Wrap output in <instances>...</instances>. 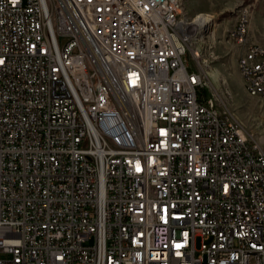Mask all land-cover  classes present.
<instances>
[{
  "label": "built area",
  "instance_id": "2783aa9c",
  "mask_svg": "<svg viewBox=\"0 0 264 264\" xmlns=\"http://www.w3.org/2000/svg\"><path fill=\"white\" fill-rule=\"evenodd\" d=\"M194 35L174 0H0V264H264V140L200 98Z\"/></svg>",
  "mask_w": 264,
  "mask_h": 264
},
{
  "label": "rangeland",
  "instance_id": "374dc122",
  "mask_svg": "<svg viewBox=\"0 0 264 264\" xmlns=\"http://www.w3.org/2000/svg\"><path fill=\"white\" fill-rule=\"evenodd\" d=\"M245 10L249 11L248 42L264 46V0H185L183 11L189 20L194 21L201 12L214 16L212 23L193 40L194 48L201 51L206 62L202 59L200 68L192 54L185 60L189 71L199 72L207 81L205 87H197L200 98L207 101L217 95L219 108L229 109L240 126L263 141L264 96L247 92L238 68L242 50L229 35L239 13Z\"/></svg>",
  "mask_w": 264,
  "mask_h": 264
},
{
  "label": "bare ground",
  "instance_id": "6f19581e",
  "mask_svg": "<svg viewBox=\"0 0 264 264\" xmlns=\"http://www.w3.org/2000/svg\"><path fill=\"white\" fill-rule=\"evenodd\" d=\"M174 2H177L178 4V14H180L183 17V21L188 22V24L192 26V29L195 30V35L192 36V44H193V40L195 39V37L197 38L201 33V31L203 32L204 27H207L212 23L214 16L213 14L211 15L209 13L206 14L204 12H201L196 16L194 21L189 20L184 16L183 10L185 5V0H174ZM247 17H248V10L241 11L239 13L236 24L232 27V29L229 32L230 37L231 35H234L235 30L237 29V24H246V28H248L249 20H247ZM233 42L238 44L241 50L243 49V52H241L242 54L238 57V68L243 78L244 86L249 94L256 96V92H254V86H253L254 78L252 75H248L245 72V67L242 64L243 60H247V51H244L243 43H245V49H252V43L248 42L247 31H240V41H233ZM197 54L200 55L198 56V63H201V60L203 59L201 51L197 50ZM202 61L206 62V59H203ZM212 75L216 76L217 74L213 72ZM203 82H206L207 85V81L204 79V77H203ZM227 93L229 94L230 92L226 91V94ZM214 98H215L213 102L214 115H216L217 118H225V120H233L235 122V126H240L236 122L237 120L233 117L229 109L222 110L221 108H219V105L217 104L219 102L218 101L219 97L216 95L214 96ZM261 139L264 140V136H262ZM243 249H245V251L248 252V254H257V246L254 245L250 237H243Z\"/></svg>",
  "mask_w": 264,
  "mask_h": 264
},
{
  "label": "crops",
  "instance_id": "0c3cea01",
  "mask_svg": "<svg viewBox=\"0 0 264 264\" xmlns=\"http://www.w3.org/2000/svg\"><path fill=\"white\" fill-rule=\"evenodd\" d=\"M254 42V41H251V43ZM255 43V42H254ZM242 52H243V49H242Z\"/></svg>",
  "mask_w": 264,
  "mask_h": 264
}]
</instances>
